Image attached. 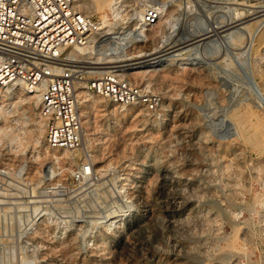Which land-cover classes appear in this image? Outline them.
I'll use <instances>...</instances> for the list:
<instances>
[{
  "label": "rangeland",
  "instance_id": "rangeland-1",
  "mask_svg": "<svg viewBox=\"0 0 264 264\" xmlns=\"http://www.w3.org/2000/svg\"><path fill=\"white\" fill-rule=\"evenodd\" d=\"M151 3L166 5L146 28L157 46L189 30L251 24L264 6L219 0L185 18V3L108 0L99 12L92 0H75L99 21L100 41L130 30L133 14ZM261 34L264 26L232 41L209 36L196 59L130 77L121 73L146 69L94 64L115 66L161 100L150 113L104 98L80 109L77 100L75 154L46 146L34 93L0 88V264H264V141L243 140L232 121L246 109L264 118V80L255 74L264 77V47L252 56ZM84 159L90 178L72 181Z\"/></svg>",
  "mask_w": 264,
  "mask_h": 264
},
{
  "label": "built area",
  "instance_id": "built-area-1",
  "mask_svg": "<svg viewBox=\"0 0 264 264\" xmlns=\"http://www.w3.org/2000/svg\"><path fill=\"white\" fill-rule=\"evenodd\" d=\"M118 1V0H116ZM205 0H166L168 4ZM164 7L153 4L140 12L143 28L155 25ZM100 23L77 9L75 0H0V88L20 87L24 94L40 92L38 114L45 121L48 148L78 152L81 125L74 82L85 78L93 94L119 106H139L155 112L157 92L122 76L115 66L96 67L74 60L69 49L83 45ZM102 68V69H101ZM91 69L96 73L87 74ZM91 164L83 160L71 174L72 181L90 178Z\"/></svg>",
  "mask_w": 264,
  "mask_h": 264
},
{
  "label": "bare ground",
  "instance_id": "bare-ground-1",
  "mask_svg": "<svg viewBox=\"0 0 264 264\" xmlns=\"http://www.w3.org/2000/svg\"><path fill=\"white\" fill-rule=\"evenodd\" d=\"M107 2L108 0H92V3H93L92 8L96 9L97 11L99 10V12H101L103 6H105ZM217 2H219V0H205L199 5L200 6H210V5H216ZM115 4H118V2H116ZM160 5L161 7L166 6L164 4H160ZM195 7H198V6L190 2L186 3L185 4V14L186 15L183 14V16L184 17L186 16L185 18H187L188 16L192 15ZM84 8L87 9L88 7L84 5ZM255 8H256V19L258 20L251 24L246 25L245 24L246 22H244L243 24H240L238 26L237 25L231 26L235 22L234 23L230 22L228 24L220 23L219 25H216L213 27L208 26L207 28H204L203 30L198 31V32L189 30V33H187L186 35L175 38L174 40L170 42L163 43L161 46L154 45V43L151 44L152 37L148 35V30L146 28H143L141 25H139L140 14L135 13L133 14L131 18L129 17L131 19L130 21H132V26H131L132 28L130 30L126 31L122 29V31L116 32L115 33L116 36L114 37L109 36L111 35V33L104 32L105 35L103 36H108V38L106 37V39L101 40V41H100V38H98V36L100 35V33L98 32L100 31L89 34L86 39V42L83 44V45H86L89 42L88 45L86 46L79 45L83 47H78V46L71 47L69 49L70 50L69 56L70 58H73L74 60H78L79 62H82V63L106 64V65L107 63H118L116 67L136 64V66H131L125 69H133L131 71L137 70V68L146 69V71H143V72L141 71L130 72L129 71V72L121 73L122 75L125 74V76L127 77L138 75V74H146L148 72L150 73L151 71L147 69L148 67L154 66L157 64H162L165 62L168 65H173V66H179L181 64L183 65L184 62L182 60L192 61L193 59H196L195 51L199 48V44L201 43V42L200 43L198 42L204 38L212 36V38L209 39V42L211 43L218 42L220 38H226L232 41L234 37L239 36L238 35L239 32L250 35L254 30L259 29L260 27L264 26V6H259ZM102 16L103 17L101 19H103V23H105L106 22L104 21L105 17L104 15ZM161 18L153 26H156L160 22ZM241 18L242 17H237L238 20H241ZM101 27L102 26H100V28ZM105 28H107V26H105ZM233 28H236V30L228 32ZM224 33L226 34L222 35ZM89 36H90V40H89ZM113 39L115 40V42H112ZM108 41L109 43L111 42L113 44H109V46L106 44L103 45V43H107ZM236 41H240V38L239 40H236ZM131 46H133V48ZM75 47H78V48H75ZM263 47H264V34H261L258 37L256 43L253 45L252 56H255L258 52H260ZM130 60H136V61L127 63V64L119 63V62H125V61L128 62ZM91 70L92 71H88L87 74L96 73L97 72L96 70H99V69H91ZM119 70L122 71L124 70V68H121ZM255 74L260 82L264 80L263 74L259 70H256ZM85 78L82 77L79 80H82V79L84 80ZM77 85H78L77 91L75 92V82H74V93L76 96V101L78 100L80 109L85 104L89 105V104H95L98 101L99 102L103 101V97L93 94L92 92L90 93V91L87 89L89 91L88 92L86 90L85 83L81 82V83H78ZM1 90L2 92H5V94L3 95H6V94L10 95L11 91L12 92L22 91L20 87H9V86L2 87ZM34 94L35 95L33 96V98L38 104L40 100V92H35ZM121 107H139V106L133 105V106H121ZM38 118L41 119L43 123L45 124L44 119L40 117L39 114H38ZM232 121L238 130L240 138H242L243 140H249L251 142H254L255 144L263 143L264 141V118L262 119L254 111L250 109H246L242 112H238L234 114L232 117ZM80 125H81V119H80ZM81 142H82V125H81ZM54 150L56 151V150H62V149H54Z\"/></svg>",
  "mask_w": 264,
  "mask_h": 264
}]
</instances>
